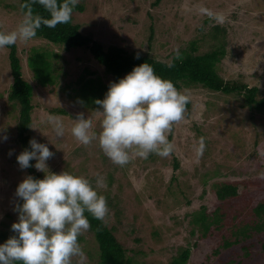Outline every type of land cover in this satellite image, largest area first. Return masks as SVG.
I'll list each match as a JSON object with an SVG mask.
<instances>
[{
  "label": "rangeland",
  "instance_id": "rangeland-1",
  "mask_svg": "<svg viewBox=\"0 0 264 264\" xmlns=\"http://www.w3.org/2000/svg\"><path fill=\"white\" fill-rule=\"evenodd\" d=\"M153 1L79 0L83 10H74L72 15L74 22L82 24V32H91L105 44L149 52L167 62L177 52L192 49L193 42L197 53L212 50L215 41L206 34L214 24H225L229 30V52L220 64L221 75L264 90V0H163L157 6ZM18 3L19 0H0V29L4 32L17 29L28 17ZM46 42L37 38L17 41L24 77L35 87L32 126L40 130L32 128L34 138L47 143L54 152L48 160L52 171L65 170L93 181L96 173L103 175L105 184L99 191L110 209L106 222L138 264H173L187 248L191 255L186 264H264V230L251 229L249 238L226 246L228 240L235 239L230 233L212 227L203 236L201 224L193 222L203 207L210 213L222 203L216 196L214 182H239L240 193L246 192V198L253 199L252 206L264 199V182L252 183L246 189V182L264 181V109L245 105L236 94L212 91L201 85L184 86L182 91L189 95L191 105L171 130L174 151L167 157H135L119 166L112 163L98 143L85 147L72 135L78 114L91 119L98 132L102 113L83 107L71 90L63 89L79 78L86 65L99 66L98 75L106 83L110 77L104 74L102 66L88 59L90 52L82 48L67 51L49 44L63 54L65 59L59 62L68 74L54 86L38 84L28 65V53L32 45ZM12 82L9 48L2 47L0 128L8 138L0 140V231H12L11 224L18 219L15 208L22 203L16 188L31 175L28 168L21 169L17 162L21 152L16 129L18 106L8 98ZM55 108L68 113L61 114ZM48 115L63 121L62 137L58 138L49 125L41 123ZM242 200L239 197L230 203L227 219L244 208L246 203ZM241 217L249 220L245 223H259L256 217L255 222H251V216ZM79 243L85 254L83 264H98L99 247L89 229L79 237ZM78 259L74 258V264Z\"/></svg>",
  "mask_w": 264,
  "mask_h": 264
},
{
  "label": "clouds",
  "instance_id": "clouds-1",
  "mask_svg": "<svg viewBox=\"0 0 264 264\" xmlns=\"http://www.w3.org/2000/svg\"><path fill=\"white\" fill-rule=\"evenodd\" d=\"M78 2L39 0L51 14L45 23L48 27L68 23ZM39 26L35 18L26 17L17 29L0 31V48L34 38ZM189 99L171 80L144 62L110 82L104 98L95 100L102 113L98 132L93 121L80 113L71 133L85 147L98 143L112 163L119 166L135 157H167L175 147L168 134L183 119ZM41 123L49 125L58 138L64 135V124L58 116L48 115ZM7 138L0 128V140ZM29 145L17 155V162L21 169L34 167L44 176L27 175L18 184L16 196L22 203L15 208L18 219L11 224L14 234L0 243V264H74L77 257L76 264H83L85 254L79 237L91 227L85 213L104 221L110 212L106 197L99 191L105 184L104 177L96 173L93 181L65 170L54 172L48 165L54 155L49 145L34 137ZM200 147L202 150L203 140Z\"/></svg>",
  "mask_w": 264,
  "mask_h": 264
},
{
  "label": "trees",
  "instance_id": "trees-1",
  "mask_svg": "<svg viewBox=\"0 0 264 264\" xmlns=\"http://www.w3.org/2000/svg\"><path fill=\"white\" fill-rule=\"evenodd\" d=\"M163 0H154L153 5H159ZM63 3V0H60ZM19 9L28 17L35 18L40 26L36 29L37 39L46 40L47 44L32 45L28 53V65L32 69L38 84L43 86H54L58 84L62 76L67 75V71L60 65V60L65 59L63 54L55 51L50 45L61 46L65 50L70 51L76 48L90 52V57L95 63L99 64L104 74L110 77V82L116 81L130 72L134 66L144 62L153 66L155 72L165 79L171 80L177 89L182 91L184 86L201 85L212 91H218L225 94H236L241 96L244 104L257 110L264 109V90L258 85H249L242 80H229L224 78L220 73V64L223 58L228 54L229 30L225 24L216 23L207 32V37L215 42L212 43L213 49L205 53H197L198 47L192 44V49L181 50L179 55L174 57L171 62L158 59L149 52L139 53L129 51L124 46L117 44H105L101 40L94 38L91 32L85 33L81 31L82 24L74 22L73 15L68 23H60L55 27H48L45 21L51 18L50 12L45 9L39 0H19ZM74 10H83V6L77 3ZM72 11V13H73ZM0 31H3L0 29ZM9 48V61L13 82L9 89L8 98L13 105L18 106L17 115V142L20 150L30 147L29 140L33 138L32 111L34 109L33 97L35 87L31 81L24 77L21 56L18 53L17 42L5 46ZM139 56L137 57V54ZM99 66L91 67L86 65L83 73L76 81H70L63 87L65 90H71L72 96L85 108L92 112L99 111V105L95 104L97 98L103 99L110 82L106 83L102 76L98 75ZM97 75V76H95ZM191 105L189 101L186 105ZM56 112L67 114L63 108H55ZM100 112V111H99ZM101 113V112H100ZM69 115V114H68ZM172 140V131L168 136ZM176 160V158H175ZM34 164L35 161L33 160ZM179 167L176 160L175 168ZM30 174L37 178H42L44 174L34 167L28 168ZM263 183L260 180H251L246 182V189L252 183ZM239 182L219 181L214 182L216 187V196L222 201L213 212H208L206 207L199 215L195 216L194 223H200L202 227V235L207 236L212 227L216 230L227 231L234 240H228L226 246L230 242H239L251 236V229L258 232L264 230V199L259 200L258 204L253 205L252 198H246V192L240 193ZM182 190V189H181ZM183 192V190H182ZM239 197H243L244 208L234 213L227 219L229 205ZM88 216L91 227L89 230L94 234L99 247L98 264H138L134 255L129 254V250L121 243L113 229L108 225L106 219L104 221L95 219L90 213ZM251 216V222H255V217L259 219V223H245L249 220L241 217ZM239 224H244L239 226ZM252 227V228H250ZM12 231L1 230L0 239L5 241L9 236L13 235ZM224 234V233H223ZM225 236V234H224ZM264 249V242L262 244ZM191 255L189 248L183 250L174 260L173 264H186ZM204 264V263H203Z\"/></svg>",
  "mask_w": 264,
  "mask_h": 264
}]
</instances>
